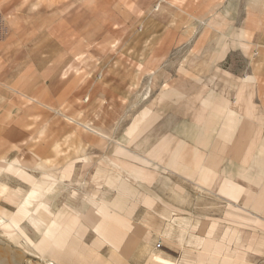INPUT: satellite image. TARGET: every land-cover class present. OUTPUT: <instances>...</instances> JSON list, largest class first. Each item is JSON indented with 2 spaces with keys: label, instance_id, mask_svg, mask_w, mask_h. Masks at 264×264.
<instances>
[{
  "label": "rangeland",
  "instance_id": "obj_1",
  "mask_svg": "<svg viewBox=\"0 0 264 264\" xmlns=\"http://www.w3.org/2000/svg\"><path fill=\"white\" fill-rule=\"evenodd\" d=\"M0 14L7 23L0 94L12 119L0 129L3 196L29 190L6 168L9 162L52 157L61 167L26 171L55 180L66 166V183L99 182L106 202L116 196L119 218L153 235L147 251L139 239L127 255L97 244L93 251L103 262L152 264L148 255L158 252L171 264H201V229L215 222V264L235 249L238 256L244 250L249 264H264V228L236 223L264 218V209L253 205L264 190V170L254 172L255 150L264 146V0H0ZM211 101L235 113V133L248 128L245 149L218 134L213 148L200 142L201 135L210 137L211 122L218 132ZM210 152L215 159L203 162L213 175L203 181L192 165ZM225 178L242 188L237 200L224 193ZM86 193L61 190L57 203L70 194L77 204ZM146 195L153 205L146 206ZM93 199L95 206L98 195ZM24 202L0 198V264H53L54 257L24 247L21 236L35 245L53 227V201H33L47 203L44 225L33 206L10 221ZM95 238L87 227L80 241L90 246Z\"/></svg>",
  "mask_w": 264,
  "mask_h": 264
},
{
  "label": "crops",
  "instance_id": "obj_2",
  "mask_svg": "<svg viewBox=\"0 0 264 264\" xmlns=\"http://www.w3.org/2000/svg\"><path fill=\"white\" fill-rule=\"evenodd\" d=\"M247 9L251 8L248 7ZM2 55H5L4 49L2 50ZM64 74L65 72L62 73V75ZM3 96V94H0V129L1 127L5 126L3 125L4 122L6 120L8 121V119L10 118L8 110L9 108H6L7 101L3 99ZM260 100H262V98H260ZM261 107L263 110V105L260 103V108ZM210 108H212V110H210L211 112L209 113L214 115L216 114L217 117L220 119L218 124V132H215V121L211 122L209 124L210 137L206 138L205 135H201L199 139L200 142L206 147L208 146L209 148H213L215 147V145L212 144V138L215 136V134H218L223 138H227L229 145H231L232 147H239L240 149H245L247 147L246 138L249 136L248 128L244 126V128H242L240 132L235 133L234 130L236 127V121L239 120L237 117L234 116L235 113L232 110L225 108L224 106L212 104V101ZM214 115L210 117H212L213 119L215 117ZM10 120L12 119L10 118ZM262 120H264V115ZM259 122L261 123V121ZM252 124L257 126L258 128V122L253 121ZM260 126L262 125L260 124ZM259 129L262 130V127H259ZM232 137H235L236 139L232 141ZM255 151L256 154H258V160L254 161V172L257 175L258 172L262 173L264 170V146L259 145ZM204 159L212 161L213 159H215V155L213 156V154H211L210 152V154H207V156H202L198 158L197 161H195L192 165V169L195 172L198 171V177L201 178L203 181L208 178H211L213 175V171L211 170V164H205L203 162ZM12 161L9 162V165H7L6 168L9 166L10 170L14 169L13 174L17 177V179L26 182L29 185V190L27 191V193L22 195V191L20 190V188H18V190L14 192L15 196L10 197L7 195L3 196L2 199H7L9 201H53V205L51 206L52 208L50 209L53 210V227L49 226L48 229H46L43 233L45 234L43 236H47L51 239L53 238V246L56 247L57 251L61 253L60 256L65 254V261H63L61 257H56L53 258V264H70V262L74 264H80L79 262L74 261L77 257L79 258V260H82L85 263L89 261L88 264H115V262H103L102 260H100V258H98V255H96L93 251L94 246H96L97 244L108 243L109 245H111L114 252L120 251L121 253L127 255L129 253L130 248L137 244L139 239L142 240V244H145L144 249H146V251L147 248H149L150 244H152L153 235L150 231H148L147 229L139 230L138 228H135L130 221L118 217V215L114 212V200L116 199V196H114V198L112 199V203L106 202V196L102 193V185L99 182L95 181L94 186H92V188H90V185L87 182L79 181L71 183V181H69L68 183H66L63 180L67 173L66 169L68 167L66 166L60 172L59 177L55 180H52L51 178L39 180L26 171V168L28 167L47 174L48 170L61 167L58 165L59 162L57 160H54L52 157L41 159L38 162H29L26 163V165L22 166L18 163L19 161L17 159ZM176 168L179 170H184L186 167L184 165L181 166L178 164ZM20 172L23 175H20ZM187 173L188 175H190V177H194V174L192 172L189 171ZM185 179L187 178L185 177ZM252 183L256 184V182L254 181H252ZM223 184H225L226 186V188L223 189L224 193L227 194L229 197L237 200L238 194L241 192L242 188L240 186L235 185L228 178H225V180H223ZM73 185L77 186L73 187ZM69 188H75L77 191L85 193L86 190L89 189L91 193L90 196L86 193V199H81L77 204L73 203L74 196L66 194L63 197L64 201L62 202V204L58 205L57 202L60 199V191L64 189L68 190ZM109 188L111 189L114 187L110 186ZM259 192L260 195L256 197V199H254L253 205L255 207L264 209V190L259 188ZM97 195L99 203L94 206L92 200H94L93 198ZM88 202H91V205L89 207H86V204ZM153 202V197H151L150 195L145 196L144 203L146 204V206L153 205ZM93 206L95 210L93 211V213H89L91 207ZM84 210H88V212L84 215V217H82L80 213ZM162 214L168 217L171 216L170 210L165 208H163ZM48 215L51 216L50 213ZM176 220H178L180 223V218L178 216L176 217L175 221ZM59 222H64L63 229L58 234L53 233L52 235V232L57 227ZM236 223L250 224L252 226H260L264 228V218L257 217L256 215L252 217H244L242 222L238 221ZM203 225L205 228L201 230L205 232V236L203 237L204 244H200L202 250V257H200L202 258L201 264H215V222H212L210 224L204 223ZM87 227H92V229L96 233V238L93 244H91L90 246H86L80 241ZM157 232L159 233L161 232V230H157ZM206 233H209V240L207 239ZM161 235L162 237L164 236L163 238H161L162 240H166L168 237L167 234ZM206 240L208 241L206 242ZM236 250L237 249H235L232 254L228 253V250L225 251L220 256V258L217 259L218 263L216 264H220L219 262H221V264H249L246 261L244 250L242 251V256H238L239 253ZM80 252H82L81 254L83 256L80 255ZM84 255H86L88 259H86ZM95 258L98 260L96 261ZM148 260L152 264L172 263L171 260L165 259L158 252H150V254L148 255Z\"/></svg>",
  "mask_w": 264,
  "mask_h": 264
},
{
  "label": "bare ground",
  "instance_id": "obj_3",
  "mask_svg": "<svg viewBox=\"0 0 264 264\" xmlns=\"http://www.w3.org/2000/svg\"><path fill=\"white\" fill-rule=\"evenodd\" d=\"M3 130V129H2ZM4 169V168H3ZM2 171V170H1ZM45 171V170H44ZM20 175H23L21 172L19 173ZM43 186V185H42ZM38 187V186H37ZM4 191V186L3 184L0 183V198L3 197V194L2 192ZM28 206H33V213L38 215V217H36V221L40 223V225H44V221H45V217H49V210L47 208V203H43V202H39V203H34L33 200H27V202H24L23 205H19L17 210H16V213L12 214V215H9V219L10 221H14V223L16 222V217L19 216L21 214V210L24 211L26 213V210L28 208ZM4 207V206H3ZM40 209H43L44 211L42 212H39ZM3 212L2 210H0V214L3 215ZM48 213V214H47ZM30 213H27V215L29 216ZM11 226V225H10ZM19 230V228H18ZM20 231V230H19ZM21 233V232H20ZM17 235V234H16ZM21 236L23 237L24 239V242H25V246L24 247H32L36 250V252H38L43 258L45 256H52L54 258L56 257H61V259H64V255L60 256L61 253L57 251L56 247L53 246V238H49L47 236H42L40 238V240L36 243H34L35 245H31L30 244V240H29V237L27 235H25L24 233H21ZM5 237V240L7 242H10V240H14V237H11L10 235H4ZM63 237V236H62ZM16 238V236H15ZM59 239V238H58ZM4 240V239H3ZM61 240V239H60ZM4 242V241H3ZM6 244V243H5ZM14 244V243H13ZM58 245V244H57ZM61 245V244H60ZM60 251V250H59ZM82 252H80V255ZM83 256V255H82ZM41 257V258H42ZM99 258V257H98ZM96 259V258H95ZM45 260V259H44ZM98 259H96L97 261ZM6 261V260H5ZM65 261V260H64ZM75 262H79V263H82V260H79V258L77 257L75 260ZM95 261V260H94ZM101 262V261H100Z\"/></svg>",
  "mask_w": 264,
  "mask_h": 264
},
{
  "label": "built area",
  "instance_id": "obj_4",
  "mask_svg": "<svg viewBox=\"0 0 264 264\" xmlns=\"http://www.w3.org/2000/svg\"><path fill=\"white\" fill-rule=\"evenodd\" d=\"M7 31V23L2 14H0V36L5 34Z\"/></svg>",
  "mask_w": 264,
  "mask_h": 264
}]
</instances>
